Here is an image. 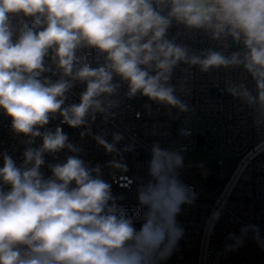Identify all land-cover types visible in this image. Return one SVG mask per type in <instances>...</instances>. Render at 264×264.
<instances>
[{
    "label": "clouds",
    "instance_id": "1",
    "mask_svg": "<svg viewBox=\"0 0 264 264\" xmlns=\"http://www.w3.org/2000/svg\"><path fill=\"white\" fill-rule=\"evenodd\" d=\"M154 2L170 5L168 15L157 12ZM17 13L34 20L31 27L22 26L13 43L9 16ZM173 19L208 30L213 39L231 36L244 50L229 57L212 50L204 58L189 55L166 38ZM84 47L106 54L105 63L91 68L83 62L76 52ZM50 50L57 68L71 80L39 79ZM179 62L202 71L242 65L255 80L257 95L243 84L228 91L264 115V0H0V108L16 133L43 139L40 148L25 151L23 168L4 155L0 179L11 189L0 190V264H157L171 254L183 234L176 215L194 195L176 174L183 163L180 152L152 146V180L138 190L139 204L147 211L136 213L143 220L137 230L100 178L99 165L90 169L73 155L66 163L50 165L52 178L42 176L45 152L80 149L60 127L43 134L38 129L57 112L70 127L86 125L96 113L114 116L109 113L118 103L111 99L119 87L112 82L114 74L127 81L130 98L139 93L188 111L169 85ZM73 81L86 83V90L79 104L62 107ZM94 139L111 153L123 137L114 134L112 143L102 136ZM110 163L126 170L122 163Z\"/></svg>",
    "mask_w": 264,
    "mask_h": 264
},
{
    "label": "built area",
    "instance_id": "2",
    "mask_svg": "<svg viewBox=\"0 0 264 264\" xmlns=\"http://www.w3.org/2000/svg\"><path fill=\"white\" fill-rule=\"evenodd\" d=\"M153 8L162 16H167L170 11L167 4L161 6L154 2ZM33 20L34 17L22 13L10 14L13 43L19 39L22 26L28 24L31 27ZM41 30L43 26L35 29ZM166 38L185 47L189 55L201 58L209 50L225 57L244 50L242 42L234 41L231 36L213 39L210 31L189 28L175 19ZM233 42L237 47H233ZM53 55L50 50L45 56L47 70L39 79L52 83L62 78L71 80L57 68ZM76 55L91 68L105 63L106 54L95 48H81ZM112 82L119 85L117 93L111 97L118 102L117 106L109 109L114 116L109 115L106 119L104 114L96 113L95 120L86 118V125L73 127L70 133L69 125L63 123V117L57 112L48 124L39 127L42 134L60 127L68 142L80 149L78 153L67 147L58 152H45V163L39 169L42 176L52 178L50 165L66 163L73 155L82 159L90 169L99 165L100 178L110 185L115 203L133 217L139 230L143 220L136 218V213L139 211L142 216L147 209L139 204L138 190L152 180L149 175L152 146L158 143L161 149L182 155L194 148L195 139L197 144L203 140L200 146L204 151L218 145L221 183L216 189H210L200 181L211 178V166L198 164L197 174L191 169L193 165L183 160L182 166L176 169L178 179L194 195L192 202L182 204L176 215V223L183 230L182 236L171 254L157 264H264V115L258 112L257 105L250 106L228 91L229 86L243 84L253 96L257 95L256 82L247 70L241 65L211 67L202 71L199 65L179 62L172 71L169 85L175 88L177 98L188 106L189 110L184 112L139 93L130 98L127 81L118 75L114 74ZM86 86V83L73 81L65 93L67 99L62 107L79 104ZM89 128L90 132L81 136ZM117 133L123 139L115 142L116 152H107L94 139L102 136L112 143ZM30 139L32 143H28ZM42 144V136L32 138L16 133L11 117L0 108V168L4 166L5 154L18 168L25 167V151L38 149ZM125 159L133 163L131 175L119 173L111 166L110 162ZM10 189L11 185L0 179V190L7 192ZM119 189H126L128 193L117 194Z\"/></svg>",
    "mask_w": 264,
    "mask_h": 264
},
{
    "label": "rangeland",
    "instance_id": "3",
    "mask_svg": "<svg viewBox=\"0 0 264 264\" xmlns=\"http://www.w3.org/2000/svg\"><path fill=\"white\" fill-rule=\"evenodd\" d=\"M233 47H237V44L233 42ZM68 130L70 133L73 131V127L68 126ZM183 160L186 164H191L192 170H194L198 174V164H204L212 167L211 178L208 179H200L201 182L205 183L209 186L210 189H216L217 186L221 183V176L218 169V158L220 157L218 145L214 148L208 149L204 151L202 146L197 144V140H194V148L189 150L185 154H182ZM117 162L122 163L126 166V170H121L117 168V171L122 174L131 175L133 170V163L131 160H118ZM128 193L126 189H119L117 194H126ZM134 226L137 229V224L134 222Z\"/></svg>",
    "mask_w": 264,
    "mask_h": 264
},
{
    "label": "water",
    "instance_id": "4",
    "mask_svg": "<svg viewBox=\"0 0 264 264\" xmlns=\"http://www.w3.org/2000/svg\"><path fill=\"white\" fill-rule=\"evenodd\" d=\"M202 143H203V140L200 139L199 142H198V145L200 146ZM211 148H212V146H211Z\"/></svg>",
    "mask_w": 264,
    "mask_h": 264
}]
</instances>
